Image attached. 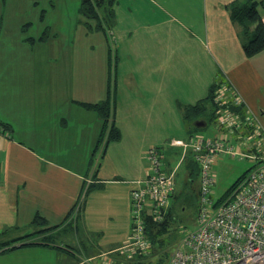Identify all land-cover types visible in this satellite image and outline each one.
<instances>
[{
    "label": "crops",
    "instance_id": "obj_1",
    "mask_svg": "<svg viewBox=\"0 0 264 264\" xmlns=\"http://www.w3.org/2000/svg\"><path fill=\"white\" fill-rule=\"evenodd\" d=\"M232 1L116 0L106 35L117 59L110 121L120 139L107 145L98 112L84 106L107 99V63L65 61L68 51L56 48L6 63L9 54L0 50V123L9 125L0 133L1 242L57 226L13 252L54 245L74 259L77 244L83 259L68 264H129L131 191L147 176L146 152L189 137L178 105L195 104L223 82L264 134V50L245 56L226 10ZM258 13L264 23V5ZM101 143L104 153L96 156ZM163 153L169 169L178 151L168 145ZM87 179L99 186L83 195ZM99 212L111 226L99 222ZM35 215L46 225L33 226ZM93 235H106L104 245Z\"/></svg>",
    "mask_w": 264,
    "mask_h": 264
},
{
    "label": "built area",
    "instance_id": "obj_2",
    "mask_svg": "<svg viewBox=\"0 0 264 264\" xmlns=\"http://www.w3.org/2000/svg\"><path fill=\"white\" fill-rule=\"evenodd\" d=\"M214 101L220 108L213 136L194 135L186 140L172 139L168 144L180 149L179 166L187 154L191 155L198 166L199 183L196 227L174 248L165 264H264V134L251 113L240 108L241 99L226 84L217 85ZM146 155L147 176L131 191L133 223L125 250L134 255H145L151 248L145 218L156 223L164 220L177 174V166L164 167L162 148L153 146ZM226 155L259 159L260 164L240 180L225 201L215 205L211 166Z\"/></svg>",
    "mask_w": 264,
    "mask_h": 264
},
{
    "label": "rangeland",
    "instance_id": "obj_3",
    "mask_svg": "<svg viewBox=\"0 0 264 264\" xmlns=\"http://www.w3.org/2000/svg\"><path fill=\"white\" fill-rule=\"evenodd\" d=\"M79 6L80 0H0V50H5L6 53L4 54H9L5 62L20 64L22 63L21 60L26 58L27 53L32 50L38 48H56L68 51L64 55L65 61L69 59L72 62L73 57H75L77 63H82L86 57V62L88 61L87 58H89L93 64L107 65L106 63L110 59V55L111 60L114 58L109 36L106 35V32L104 34L99 31H90L86 26L90 22L84 24L83 17L79 14ZM42 13L43 18L41 19ZM28 22L31 23L30 27L27 30H23L21 28L22 25ZM91 26L94 27V24L91 23ZM40 36H43V40L39 42L37 38ZM28 38H32L35 41L32 42ZM78 92L77 96H79ZM213 132L215 133L214 124H208L205 128L199 129L195 134L201 137H211L214 134ZM174 138L178 137H170L167 141L161 143V145L153 144L150 146L157 147L159 145L160 148L167 149L170 140ZM184 138L186 139L187 137ZM179 139L182 140V138ZM102 143L100 151H97L96 156L98 153V156L102 153ZM173 149L178 151L171 165V167L177 166L179 178H177L175 191L178 194L181 191L182 185L187 181L189 173L185 170L184 165L179 166L178 164L180 149ZM241 151L245 153L244 149H241ZM248 153L254 157L256 156L255 153ZM99 160L101 162L100 158ZM258 162L259 159L251 157L241 158L239 156L232 157L230 155L216 159L211 166V173L214 176L213 200L226 199L232 192L231 187L252 169L256 168L260 164ZM90 182H93V180L87 179L85 181L84 191ZM198 183L199 179L197 176L191 184V189L195 191V194L198 190ZM94 190L96 189L94 188L88 194ZM197 204V202L194 203L193 201L186 208H182L180 205L177 206V204L176 206L174 205L176 207L174 219L170 222L167 233L161 236L163 246L155 245L154 249L151 247L148 250L149 253L139 259L140 264H157L160 258L164 259L165 263L167 262L168 256L174 248L196 227ZM97 216L101 217L99 222L104 226L112 225V223L102 220L100 212ZM132 223L133 220L129 214V232L132 229ZM34 231L35 228H29L20 234H30ZM92 237L96 243L104 245L106 235L104 237L93 235ZM53 247L0 254V264H68L73 260L79 261L83 259L77 244L74 247L78 255L74 259H72V256L68 258L66 252L60 255L57 254V248ZM164 262L163 264H165ZM90 264L95 263L91 262Z\"/></svg>",
    "mask_w": 264,
    "mask_h": 264
},
{
    "label": "trees",
    "instance_id": "obj_4",
    "mask_svg": "<svg viewBox=\"0 0 264 264\" xmlns=\"http://www.w3.org/2000/svg\"><path fill=\"white\" fill-rule=\"evenodd\" d=\"M115 3L116 0H80L79 14L83 17L84 24L90 22V24H86L90 31H99L106 34L115 24ZM263 5L264 0H233L229 5L226 6L229 18L237 29V33L241 41V46L246 57H251L264 50V23L262 22L258 13V7ZM40 17L41 19L43 18V13ZM91 23L94 24V27L91 26ZM30 25V22L25 23L22 25V29L27 30ZM252 26L254 27L251 29ZM28 40L32 42L35 41L32 38H28ZM37 40L39 42L42 41L43 36L38 37ZM116 61L117 59L115 55L113 60H111L110 55V59L107 62L109 74L107 84V99L97 104H84L85 107L96 110L100 118L102 119L103 128L101 136H104L106 133V145L109 142L117 141L120 139V133L118 129L114 126L113 121H110V96L112 91L111 82L113 81L112 73L114 71ZM226 86L229 87L227 84ZM216 87L217 83H214L209 88L207 96L204 99L197 101L193 105H178L183 123L185 125V129L189 137L196 135L195 133L198 132L199 127L196 126L197 121H202L206 125L214 124L217 117V111L220 108V106L214 101V92L216 90ZM240 108L242 109L243 106H241ZM4 130H9V125L0 123V133L4 132ZM106 145H104L103 147L102 154L104 153ZM184 160H186L185 163H183ZM184 160L180 164V166L184 165L185 170H187V173H189L188 178L187 181L182 185L180 193L176 194V191L174 190L164 220L162 222L156 223L149 217L145 218V235L151 243L152 248L155 245L163 246L161 236L167 233L169 224L174 219V211L176 209L174 205L176 206L177 204V206L180 205L182 208H186L187 206H190L193 201L194 203H198V190L195 194V191L191 189V184L194 181V178L198 176V166L194 163L190 154H187ZM177 178L179 177L176 174L175 186ZM239 182L240 180L231 187V190H233ZM98 186L99 185L94 183L89 184L84 194L89 193L91 190ZM226 199L215 201V205L222 203ZM73 211L74 208L71 209L66 218H68ZM31 224L35 227H41L46 225V221L39 215H35L31 221ZM54 228H57V226L38 230L37 232L26 234L22 237L12 240L4 242L0 241V254L10 253L25 247L33 246L34 244L31 243L21 244L20 246L15 245L28 240V238L35 234H41ZM147 253L145 255L135 254L133 259L134 262L132 261L129 264H136L139 259L145 257ZM163 262L164 259L160 258L158 259L157 264H163ZM138 263H140V261Z\"/></svg>",
    "mask_w": 264,
    "mask_h": 264
},
{
    "label": "water",
    "instance_id": "obj_5",
    "mask_svg": "<svg viewBox=\"0 0 264 264\" xmlns=\"http://www.w3.org/2000/svg\"><path fill=\"white\" fill-rule=\"evenodd\" d=\"M204 124H205V123L202 122V121H197L196 126H197V127H201V126H203Z\"/></svg>",
    "mask_w": 264,
    "mask_h": 264
}]
</instances>
